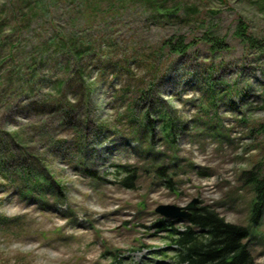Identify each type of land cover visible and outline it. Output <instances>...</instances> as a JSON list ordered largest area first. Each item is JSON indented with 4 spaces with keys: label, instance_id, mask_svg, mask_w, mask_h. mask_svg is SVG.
Masks as SVG:
<instances>
[{
    "label": "rangeland",
    "instance_id": "rangeland-1",
    "mask_svg": "<svg viewBox=\"0 0 264 264\" xmlns=\"http://www.w3.org/2000/svg\"><path fill=\"white\" fill-rule=\"evenodd\" d=\"M241 18L264 48V0H0V157L32 155L29 175L0 174V264H179L168 236L189 223L154 209L193 198L248 226L264 264L247 181L264 156V50L234 35ZM207 29L227 50L210 53ZM180 35L185 53L162 46ZM61 90L72 109L42 105ZM144 112L152 135L130 130Z\"/></svg>",
    "mask_w": 264,
    "mask_h": 264
},
{
    "label": "trees",
    "instance_id": "trees-1",
    "mask_svg": "<svg viewBox=\"0 0 264 264\" xmlns=\"http://www.w3.org/2000/svg\"><path fill=\"white\" fill-rule=\"evenodd\" d=\"M165 12V16L171 14L168 11ZM234 35L248 47H253L263 52L264 48L261 46L259 39L257 36L248 32V26L242 18L237 20ZM200 39L208 44L209 51L212 54L215 51H223L228 48V44L225 42L224 37L214 34L210 29H207ZM63 42V44H66L65 41ZM162 43V46L166 48L168 52L175 54H183L191 46V42H186L185 37L182 35L166 38ZM10 46L12 47L11 44ZM1 61H3V59ZM209 80L213 81L211 78ZM81 84L82 86L84 85L82 95H84L85 98L87 97L90 86L85 84L84 80L81 81ZM60 85H62V83H60ZM212 87L213 86H210L211 89ZM60 89H62L61 86ZM214 92L213 90L208 98L212 103L215 97L214 95H216ZM43 104L45 107L49 106L52 109L56 107H66L65 110H68L74 107V105L70 104L66 99L63 90H61L57 96H53V98L48 99L45 96L42 105ZM158 117L163 122L165 134H169L173 122L172 118L162 112L159 113ZM128 118L130 120L129 125L132 133L138 132L140 130L138 125L142 124V129L151 134L152 130L149 126L150 121L146 119L147 112L141 113V117H136L131 113ZM19 153L18 155L13 153L8 154L7 157L14 159V162H11V160L7 163L2 156L0 157V174L10 182H15L16 177L15 175L13 176V172L16 173L18 169L24 170L25 174L29 175L26 163L32 155L26 149ZM121 167L124 171L129 172L122 183L132 188L134 183L132 179L135 175V169H131L127 166ZM247 172V181L248 184L251 185L254 193L251 204L250 221L252 224H256L259 222L260 215L264 209V156H261L258 163ZM27 180H31V178H27ZM23 181H26L25 178ZM31 181L32 187L34 188L41 187L42 183L50 187L53 182L43 175H34ZM56 185L61 187L58 181H56ZM186 220L189 224L183 229H174L171 231L170 228H166V226L164 228L166 231L170 230L171 232L168 237L175 246L177 251L175 255L179 264H254L253 255L246 242V238L249 236L248 226L226 221L222 216L207 206L197 207ZM0 221L7 223L9 219L0 216ZM166 221L169 220H165L164 222ZM166 225H171V221L167 222Z\"/></svg>",
    "mask_w": 264,
    "mask_h": 264
},
{
    "label": "water",
    "instance_id": "water-1",
    "mask_svg": "<svg viewBox=\"0 0 264 264\" xmlns=\"http://www.w3.org/2000/svg\"><path fill=\"white\" fill-rule=\"evenodd\" d=\"M198 202L197 198L191 199L186 205L177 206L173 204H159L155 207V212L159 213L165 218H178L186 219L192 213V211L197 209L196 203Z\"/></svg>",
    "mask_w": 264,
    "mask_h": 264
}]
</instances>
